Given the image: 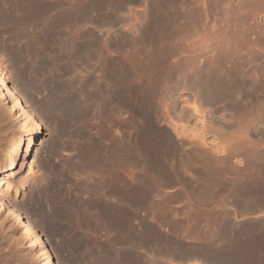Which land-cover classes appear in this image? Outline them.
Returning a JSON list of instances; mask_svg holds the SVG:
<instances>
[{
	"label": "bare ground",
	"instance_id": "bare-ground-1",
	"mask_svg": "<svg viewBox=\"0 0 264 264\" xmlns=\"http://www.w3.org/2000/svg\"><path fill=\"white\" fill-rule=\"evenodd\" d=\"M80 1L81 2L75 0H0V29H3V31L5 30V33L8 31L9 33H7L13 36L11 37L12 39L9 37L11 41L21 42L26 40L30 42L29 45L31 46H33L34 41L36 42L37 40L36 35L38 36L40 33L45 35L48 40L51 38H55L56 40L57 38V41H59L58 50L57 47L54 46L58 52L55 54L52 53V55L49 54L51 51L48 53L45 50L48 54L42 51L41 53H46L45 55H48V58L45 59V56L36 55L37 53L35 54V51L33 53L35 54V57H43L44 60L33 61V63L31 62L32 64H28L29 66L24 64L25 66L22 67L23 69L21 71L28 75L31 73L30 75H32V84L34 87L37 83V80L35 81V77L37 74H40L39 72L43 69V67L46 68L49 76H54L52 77L54 78V82L50 84V97L47 104V112L49 116L51 115V117L56 119L62 128L66 130V132H64L68 134L67 136L70 140V146L75 147V149L73 153H71L73 155H70L71 157L68 159L69 161L62 163L60 167H58V165L57 169L54 167L56 169V174L54 177L55 179L53 178L54 186H52V194L54 196H58L61 192L65 191L64 189L67 187V183L69 184V182L70 185L74 187L73 189H76L75 195L73 194L75 198L71 199L69 195L70 200L67 198L64 203L65 205L63 204L64 206H62L61 216L66 222L64 223L63 221L62 223L68 226L73 223V226L76 228V231L78 232L77 234H79V238L77 240L80 242L79 244L82 252L88 254L96 248L99 249L101 247L103 249V253H100L98 256L96 264H158V257L161 252L159 251V245L162 238H165L161 235L166 233L163 234V232H161L162 234H160V232H158V229L161 227L157 228L156 226H164L165 224H159V222H161L160 220H158L159 222L157 223V211L160 208L159 206H162L164 209L163 211L167 214L169 212H166V208L168 207L167 205H169L171 201L173 204L174 199L171 200L170 198L169 201L168 199L172 194L166 198V194H164V196L159 192L163 195L161 196L157 190H159L158 187L161 185L162 188H160L163 189V187H166V184L169 186L168 183L171 185L172 182H175L176 180L174 178L177 177L176 174H179L183 168L180 163L181 166L179 169H181L179 171V169H177L176 161L172 160L174 161V164L171 162V159L173 158L176 160L177 153L180 150L179 143H177L179 140H176V142L174 140L175 138L173 139V134L175 132L173 130L174 133H172V128L170 129V122L168 125L169 127H166L170 130H162L163 127L160 129L158 125V117L161 113L158 115V112H160L161 109L163 110L164 106L166 112H170L173 109L175 110V101L179 100L172 97L173 91L176 92V90H182L183 92L185 91L189 93L193 99V102H186L187 104L185 105L186 108L188 107V109L190 108L192 110V113L188 115V119L192 118L193 114H200L202 111L200 108L203 107L202 105L204 104L207 106V109H209L208 111L210 116L206 109V113L208 115L207 118H210L206 119L207 121L209 120V125H206L208 123L204 124L208 127L207 133L211 132L217 134L224 143L220 145V143L217 142L219 146L223 147V155L222 158L219 157V159H222L220 160L221 165L218 164V166L217 163L219 162L217 161L215 165L222 168L224 171L223 175L231 179L230 183L226 180V182H228L226 190L228 193H235L237 204H239L238 206L242 209V217L244 218L243 221L231 223L227 218L226 223H222L225 226L223 227L222 225L220 229L218 222L221 221H217L216 219V224H213V228L215 226L216 227L215 229L212 228V231H215L217 228V231L221 232L220 238H225L226 242L227 240L233 241L231 246L234 248H230L234 249L235 252L226 254L224 257L225 262L234 264H264V221H260L258 220V217H255L259 215L257 213V215L255 214L254 216L255 218L253 216L249 217L252 215L254 210L264 207V0H211L210 2H213L215 8L216 5L219 4V7L222 6L224 9V12H222L223 10L221 11V23H219L220 21L218 22L221 25L218 24L219 26L217 23H212V20H210L211 23L207 24L209 21L208 17L211 16H208V14L214 10L210 7L212 5H209L212 9H210L211 11L209 10L210 12L207 8H205V5L208 7V3L210 4V2L206 4L207 1L198 0L199 3L202 2L200 3V5H202V9L198 10V8H196L197 6L194 5L197 11H189L188 8V10L184 12V8L183 11L182 8H178L181 9V11L178 10V13L180 11L179 17L180 15L182 17V20L180 18L179 19L181 21L184 20V22L187 23L186 26L183 25L186 29L185 35L181 33L183 36L181 35L179 37L184 39V36L187 38V36L192 35L191 38H189L190 36L188 37V42L189 39L196 37L198 39L199 37L200 39L196 41H204V48L202 45V48L200 49L199 47L198 50L202 51V49H205L203 51L205 52L206 57L204 59L200 58L201 52L198 56L194 55L195 50L198 54L199 51L197 48L192 47V45H195L197 42L192 44L194 41H191L192 45L190 43H186L190 54L187 52L185 53V50L181 49L182 53L184 52L186 55L183 53L184 55L182 56L184 57L180 61L177 59L180 56H176L177 62L172 59V62L174 61V63H172L171 60V63H168L167 60L169 61L170 58H167L168 56L180 52V48H182L181 44L183 42L181 43V41V44H178L179 41L176 43L177 45L173 44L175 43L173 40L178 35L179 31L177 32V35H175L176 33L174 34V32L180 24L176 30L172 29L174 27V23H168L172 24L173 27L171 25H166L167 23L165 24V22V25L162 24L161 26L154 24L156 22L147 23L146 26H143L144 28L142 30L140 27H138L139 29L136 28L137 24H132L134 27L131 29L129 28L130 32H128L129 35L126 42L123 41V43H119V38L118 40L116 38L118 36H114L116 41L113 38V42L105 40L104 38L101 40L102 38L99 39L101 36L99 38L98 36L94 37L93 35L91 36L88 34V30V33L85 31L86 25H90L86 24V19L89 15H93V8H95V11L100 13V10L105 8V4L109 1ZM136 1L138 3L139 1H143L145 4V0H114V2L119 5L129 3L132 4L133 9L130 10L132 6L128 5L126 8L127 11L129 9L130 12H125L130 13L134 16V18L136 16L139 17V15L135 16L136 12H132L135 10L133 4H135L134 2ZM150 1L152 2V0ZM161 1L162 0H160V2ZM173 1L174 0L171 2ZM175 1L177 2V0ZM191 1L192 0H188L189 3ZM194 1L195 0L192 2ZM63 3H67L68 5H64ZM189 3L187 4L188 6L186 5L187 7L191 6V3L190 5ZM142 4L143 3H141V5ZM149 4H151L150 8H152L153 4L150 2ZM168 4L164 5H166V7L172 5ZM193 4L194 3H192V6ZM162 5H158L159 7L156 6L158 7V9H156L159 10L161 9L160 7H163V11H165V7ZM176 5L174 4L175 8L179 6ZM196 5H198V3ZM148 6L150 5H147V7ZM172 7H170V9ZM179 7H182V5ZM193 7H190V9ZM171 10L169 13H173ZM216 10L218 11L212 12V15L219 13L220 9ZM141 11H138L137 13H140ZM176 13L177 11L175 14ZM155 15L156 14H154L153 17H157L159 14ZM184 15L187 18L189 17L191 20L188 19L185 21L186 18H183ZM164 16L165 15H163L162 18H164ZM146 17L144 18L145 22ZM162 18L160 17V19ZM121 19H119V23H121ZM141 20L139 24L142 25ZM171 21H174V17ZM192 21H196V24H199V22L202 23L199 24L202 28V36H199L197 32V28L200 27H197V25ZM145 22L143 23L146 24ZM73 26L75 27L71 28ZM182 28L181 31L184 30ZM178 29L180 30V28ZM7 33L6 35L8 37ZM123 34H125V30ZM1 35H3V32ZM179 37L175 40H181ZM38 38L40 37L38 36ZM52 40L49 41L51 42ZM0 41L2 42V40ZM8 41L11 43L10 40ZM169 41H172L173 43L171 44ZM184 41L186 42V39H184ZM45 42L46 41L43 43L42 41L43 44H45ZM47 42L46 44H48ZM50 42L48 45L49 47L51 45ZM168 42L170 45L166 44ZM3 43L5 42L3 41ZM19 44L20 43H18V45ZM4 45L7 44L5 43ZM18 45L16 46L15 43L16 47L14 48L17 49ZM182 45L185 44L183 43ZM187 45L185 47H187ZM189 45H191L192 48ZM196 45H198V43ZM196 45L195 47H197ZM198 46L201 45L199 44ZM34 47H31V49H34ZM185 47L183 46V48ZM1 48H3L2 44ZM4 50L6 53V49ZM8 50H10V48H8ZM0 55H2V53ZM8 55L9 53H7V56ZM49 55L51 56L49 57ZM17 56L16 58L18 59L22 55L18 54ZM56 61L58 62L59 69L55 71L56 67H54V64ZM20 63L18 64L20 65ZM43 63H45V65H43ZM28 67L31 68L28 69ZM46 70L44 69V71ZM17 76H19V74ZM50 78L51 77H49V79ZM9 80L8 74L0 67V100L3 103L8 104L7 108H9L10 111H13V116H15L14 114L16 113L14 112H16L17 109L20 110V114L23 115L22 117H20V115L17 116L22 119V127L27 128V131H24L20 142L15 148L12 159L8 164V168L6 171L0 172V180L14 177L17 173V165L20 161L21 164L25 162L29 163L28 170L24 177L25 181H27L35 174L34 165L29 162V159L33 155V148L37 142H35L36 133L34 134L32 130L38 127V116L28 107L27 101L19 91L20 88L10 84ZM27 84L28 83H26V85ZM22 88H24V86H22ZM132 88L134 90L136 89V91L139 90L140 94H138L140 98L137 96L139 98V103L135 101L138 105L135 104L130 106L131 103H134V100H132L133 102H130V99L132 98L129 96ZM187 93L185 95H187ZM136 95L137 94H135V97ZM188 96L189 95H187V97ZM91 105H94L96 109L92 110ZM130 110L132 112H129ZM181 111L184 115H180L178 113V115H180L179 118L182 117L184 119L187 114L186 112L188 111H186L184 107ZM203 111H205V109ZM162 112L164 113L165 111ZM169 112L167 113L169 114ZM175 114L177 116V113ZM165 115L166 114H164L163 118ZM90 116L94 117V121L92 123H87L86 120ZM176 116L174 117L177 119ZM174 117H172V119H175ZM168 118L169 117L167 116V119ZM216 118L220 121V125L217 123L218 121L216 122ZM167 119H165V121ZM179 120L181 121V118ZM204 122L206 121L203 120V123ZM200 123H202V121ZM177 124L178 123L175 125ZM179 124L178 126H180ZM182 125L180 127H182ZM184 125L186 126L185 123ZM160 126H162L161 123ZM190 128L193 130V127L190 126ZM192 130L190 132V136H192L191 140H193L194 134L197 136L199 134L194 133L191 135V133H193ZM181 131L182 130H180L181 135L178 134L180 136L183 135ZM89 132L93 134L92 137L89 136L90 138L87 137ZM185 133H187V130ZM187 136H185V139ZM174 137L178 138V136L175 135ZM66 144L68 147L69 143ZM212 145L213 144H211V146ZM213 146H215V144ZM216 146L219 147L218 145ZM197 147L199 148V146ZM220 151L222 152L221 149ZM209 152L210 155H212V151ZM209 152L206 151V155ZM215 152L218 151L216 150ZM204 158L207 159V157ZM178 159L182 158L178 157ZM184 160L185 163L183 164H185L184 166L186 167L189 161L187 162L186 160L188 159L186 158ZM197 160L200 161L201 159ZM170 162L171 165H175L176 168L173 166V169H170L172 168ZM212 162L214 163V160H212ZM212 162L210 160V164ZM189 164L194 167L191 163ZM190 166H188V168H190ZM206 169L204 168V171ZM177 170L179 172L176 173ZM185 170L188 171L187 169ZM185 170L182 169L184 172ZM190 173L191 172L187 175L190 176ZM185 175L186 174H184V180H186ZM201 175L197 174V176ZM179 176L181 178V175ZM180 178H177L179 179V182L181 181ZM187 179H189V177ZM190 183L192 185L194 181ZM187 185H189V183ZM199 185H197V188ZM208 185L207 187L203 185L205 188H202V190L205 189L203 192L206 194L212 193L211 190H209ZM181 187L183 188L184 186L181 185ZM186 188L183 189L187 191L188 188ZM212 188L213 187L211 186V189ZM5 190H13V185L11 186L10 183H8ZM193 190H195V188H193ZM198 190L202 191L201 189ZM198 190L195 192H187L196 193ZM176 191L177 190H175V192ZM200 191L198 193H200ZM165 192L166 189L163 193ZM177 192L179 193V191ZM187 192L186 194L188 196L190 193L188 194ZM203 192L200 194L201 196L204 194ZM179 194L182 196L181 193ZM175 195L176 193L174 196ZM197 196H199V194ZM165 199L167 200L165 201ZM187 199L188 197L184 200V202L187 201ZM168 201L169 203L165 204V202ZM171 207L172 206L168 207L169 210ZM0 210L21 221L22 235L27 237L30 243V248H38L41 246L38 231L34 224L18 209L10 206V204L7 205L4 202L1 189ZM221 211L223 212V210ZM160 212L162 211L159 210V217L161 216ZM171 212H174V210ZM225 212H223L224 215ZM185 214L183 213V215ZM171 215H168L170 216L169 218H172V216L175 217V215ZM164 216L166 217V215ZM164 216H161V218H164ZM177 216L178 213L176 214V217ZM259 217L263 218L261 216ZM219 218L221 217L219 216ZM234 218H237V216ZM175 219L176 218L173 220ZM166 220L163 219L165 222ZM170 222L173 224V221ZM169 223L167 222V224ZM172 224L168 227H173ZM60 226L62 228L64 225ZM68 226H64V230H67L69 228ZM165 227L167 228V225ZM101 229H107L106 235H108L109 238L102 239V242L99 240L101 242L98 243L99 246H95L92 243L94 246L90 245L91 247H89L88 244L92 241L90 242L88 237L85 236V232L91 231L92 234L96 232L100 233L99 231ZM172 230L170 231L172 232ZM174 231L176 230L174 229ZM73 233L75 234V231ZM88 234L91 233L89 232ZM212 234L213 237L216 235L215 233ZM97 235L98 237L100 236L99 234ZM92 237L90 236V238ZM93 242L95 243V241ZM161 243L164 244L163 241ZM162 245L161 248H163ZM230 248L227 247V249ZM44 253L46 255V263L43 264H53V255L47 247L45 248ZM161 257L163 258V255Z\"/></svg>",
	"mask_w": 264,
	"mask_h": 264
},
{
	"label": "rangeland",
	"instance_id": "rangeland-1",
	"mask_svg": "<svg viewBox=\"0 0 264 264\" xmlns=\"http://www.w3.org/2000/svg\"><path fill=\"white\" fill-rule=\"evenodd\" d=\"M75 1L81 2L80 0H75ZM108 1L109 2H107L105 4V8H103L102 10H100V13L98 11H95L94 10L95 8H93V15L92 16L89 15V17L86 19V24H90V25H86L85 31L87 32V30H88L89 33L88 32L87 33L89 35H91V36L93 35L94 37L95 36L96 37L98 36V38L101 36L99 39L102 38L101 40H103V38H104L105 40H108L110 42H113L114 39L116 41V38H117V40L119 38L118 42L119 43H123V41L126 42V40L128 38V35H129L128 32H130V29L132 27H134V25H136V24H137V27L136 28L140 27L141 30H142L144 28L143 26L144 25L146 26L147 23H154V22H156L154 24H157V26L158 25L161 26L162 24H164V22H165V24L167 23L166 25H169V26L170 25L172 26V24L174 23L173 24L174 27L173 26H172L173 28L171 27L172 29H175L176 30V28L178 27L179 24L181 25V27L179 25L178 28H180V30L178 28H177L176 31L174 30L175 31L174 34L176 33L175 35H177V32L179 31L178 32V35L176 36L177 38L175 37L174 40H173V41H175V43H173L172 41H169V42H171V44L172 43L173 44H176L179 41L178 42V44H179L180 41H181V43L183 42L185 45H182L183 43L182 44L180 43L181 46H182V48H180V52L175 53L176 55L173 54L174 56L171 55L172 57L171 56H168L167 59L170 58L169 61L167 60L168 63H171L172 62V59L177 62L176 58L178 56H180V57H178L177 59H179V61H180L184 57L182 55H184L186 52L189 53V51H188V45L186 43H188V44L190 43L191 44V41H194V42H192V44L197 42L198 45L200 44L201 46L196 45L197 44L196 43L195 45L197 47H195L194 44H193L194 46L191 44L192 47L197 48V50H198L199 47L201 49L202 48V45H203V48H204V44H203L204 41L203 42H201V40L196 41V40H198L200 38L198 37V39H197V37L195 35H193V36H195L196 38L189 39V42L187 41V39H188L189 36H190L189 38H191L192 35L187 36V38H185V36H184V39H186V42L184 41V39H182V38L179 37L182 34L185 35L186 29H185V27H183V25L186 26L187 23H185L184 20L181 21L182 20L181 19L182 18L181 15L179 17V13H180L181 9H178V8H182V11H183V8H184L185 9L184 12L187 11L188 8H189V11H193V10L194 11H197L196 8H198V10L199 9H202V5H200V3H202V2L199 3L198 0H195L194 2H192L193 1L192 0L190 2L191 3V6H189V7H187L188 6L187 4L189 3L188 0H186L187 2L184 1V0H181V1L180 0H177L178 3L175 0L173 1L175 3L171 2L172 0L171 1L170 0H166V1L165 0H162L161 2H160V0H156V1L152 0V2L150 0H145V4H144L143 1H139V3L136 1V2H134L135 4H133L135 10H133L132 12H134V13L136 12L137 13L138 11H141V9H142V11L140 12L141 15H140V13H137V14L135 13V16L136 15H139V17L136 16L135 18L130 13H127V12H130V11H129V9L127 11V8L126 7H128V5H131L132 6V4L129 3V4L119 5V4L115 3L114 0H108ZM164 1H165V3H164ZM169 1H170L169 4H172V5H170L169 7H166V5H164V4H168ZM205 1H207L206 2V4H207L211 0H209V1L208 0H205ZM149 2L153 4V7L152 8H150L151 7V4H149ZM179 2H180V4H179ZM141 3H143V4L141 5ZM161 3L162 4L164 3V4L162 5ZM176 3L179 6L182 5V7L177 6ZM181 3H183V4H181ZM190 3H189V5H190ZM192 3H194L193 6L195 5L197 7L196 8H195V6L193 7L192 6ZM197 3H198V5H196ZM63 4L64 5L65 4L68 5L67 3H63ZM174 4L177 6V8L174 7ZM147 5H150L148 7L151 10L147 7ZM158 5L159 6L162 5L165 8H169V9H165L164 8L165 11H163V7H160L161 9H159V10L160 11L162 10L161 13H160V11L157 10L158 7H159ZM183 5H185V6L187 5V6L185 7ZM209 5H212L213 6L214 4H213V2L212 3L210 2V4L208 3V7H207V5H205L206 6L205 8H207L208 11L211 8L214 9V10L211 9L212 12H216V11H218L216 9H220L219 10V13H215V15H212V12H210L211 10L209 11L211 14L210 13L208 14V16L211 15L210 16L211 18L208 17V20L209 21L212 20V23L214 22L215 24L217 23V25H218L219 23H221V21H220L221 18L220 17L222 16V12H224V9L222 8V6L219 7V4L216 5V8H215V5L213 7L210 6L211 8L209 7ZM156 6H158V7H156ZM198 6H200L201 8L198 7ZM139 7H140V9H139ZM142 7H145V8H142ZM170 7H172L171 8L172 10L170 9ZM190 7H193V8L190 9ZM132 9H133V6H132V8L130 10H132ZM136 9L137 10L139 9V10L137 11ZM153 9H154V12L155 13L153 12ZM174 9H175V12L177 11L176 14H177V17L178 18L176 17V14L174 12ZM145 10H146V12H145ZM147 10H148V12H147ZM170 10H171V12L173 11V13H169ZM178 10H180L179 13H178ZM125 11H127V12H125ZM151 12H153V13H151ZM165 12H166V14H165ZM117 13H118V16H117ZM157 13L160 15L161 18L163 17V15H165L164 18L160 19L159 15ZM167 13H168L169 16L167 15ZM122 14L123 15L124 14L125 15L128 14L127 15L128 17L125 16V15L123 16ZM154 14H156L158 16L157 17H153ZM170 14H172V15H170ZM121 15H122V19L124 18L123 20L121 19ZM129 15H131V16H129ZM148 15L150 16V19H149V16ZM166 16L169 17V18H167ZM215 16H216V18H215ZM132 17H133V19H132ZM145 17H146V22H145V19H144ZM171 17H172V19H171ZM173 17H174V21H171V20H173ZM212 17H213V19H212ZM136 18H137V20L139 18L144 19V20H141L140 19L142 25L139 24L140 20L137 21ZM156 18H158V19H156ZM175 18H176V23H175ZM183 18L184 19L186 18L185 21L188 20V19H190L189 17L187 18L185 15H184ZM119 19H121L120 20L121 23H119ZM151 19H152V21H151ZM215 19H216V21H215ZM115 21H117L118 23L115 22ZM134 21H137V22H134ZM209 21L207 22V24L208 23H211V21L210 22ZM111 22H113V23H111ZM143 22H145L146 24H144ZM192 22L194 24H196V21H192ZM168 23H172V24H168ZM182 23H184V24H182ZM132 24H134V25H132ZM199 24H202V23L199 22ZM199 24L198 23L196 24L197 27L198 26L200 27ZM175 25H176V27H175ZM219 25H221V24H219ZM127 26H131V27H127ZM74 27L75 26H73L71 28H74ZM115 27H116V29H115ZM123 28H126V29H123ZM181 28L184 29V30H182L183 32L181 31ZM197 29H198L197 30L198 35L199 36H202V30H201L202 28L200 27V28H197ZM1 30L3 32V35L4 34L6 35V33L8 32V31H6V33H5V30L3 31V29H0V35L2 34ZM100 30H102V31H100ZM124 30H125V34H123L124 33ZM199 32H200V34H199ZM39 33H37V34H39ZM121 33H122V36H121ZM179 33H180V35H179ZM118 34H120V35H118ZM3 35H1L0 40H2V42L4 41L8 46L7 45H4L5 43H3V45H2L3 48L0 51V54L2 53V55H0V67L2 69H4L5 72L8 74L9 79H10L9 80V83L12 84L15 87L20 88L19 91L24 96V99L27 101L28 107L32 111H34V113L37 114V116H38V118H37L38 127L34 128V130H32L34 134L36 133L35 134V142L36 141L37 142L35 143L34 148H33V152H32L33 155L29 159V162H31L34 165V169H35L34 176H32L29 180L25 181V178L24 177H25V174H26V172L28 170L29 163H26L25 162V163L21 164V162L19 161V164L17 165V170H16L17 173H16V175L14 177H11V178H6L5 180H0V187H1L0 189H1V194H2V197H3L4 202L7 205L10 204V206H13L14 208L18 209L20 212L23 213V215L25 217H28V219H30L31 222L34 224L35 228L38 231V236H39V240L41 242V246L38 247V248H30V243H29L27 237L24 236V235H22L21 221L17 220L16 218H14L10 214L9 215L8 214H5L4 211L0 210V264H43V263H46V255L44 253V250H45L46 247L48 248V250L53 255V257H52L53 264H96L97 263L98 256L100 255V253L101 254L103 253V249L101 247L99 249L96 248L95 250H93L94 252L91 251L90 253H88L89 256H88V254L83 253L82 252V249H81V246L79 244L80 242H79V240H77L79 238V234H77L78 232L76 231V228L73 226V223L70 225L69 224L70 222H69L68 223L69 226L66 225V224H64L66 222L63 220V218L61 216L62 215L61 214V210L63 208L62 206L65 205L64 203H65L66 199L67 198L69 199V195H70L71 199L72 198H75L74 195L76 193L75 192L76 189H73L74 187L71 186L70 185V182H69V184L67 183V187H66L67 189L65 188L64 189L65 191L61 192L62 194L60 193L58 196H54L52 194V188H53L52 186H54V179H55L54 177H55V174H56L55 173V170L58 167H60V165L62 163L66 162V161H69L68 159H70V157L73 155L71 153H73V151L75 149V147H71L70 146V142H69L70 140L68 139V136H67L68 134L65 133L66 130L64 128H62V126L60 125V123H58V121L56 119H54L53 117H51V115L49 116V114L47 112V104H48V100H49V97H50V84H52L54 82V78H52L54 76L53 75L52 76H49L48 73H47L46 68L43 67V69H41V71L39 72L40 74H37V76L35 77L36 78L35 81L37 80L36 81L37 83H36V85L34 87V85L32 84V81H33L32 75H30L31 73H29V75H28V74H24L23 71H21L23 69L22 67L25 66L24 64H27L26 66H29L30 64L33 63V61H36V60L37 61H40V60H44V58L45 59L48 58V55H45L47 52L49 53L51 51L49 54H52V53L55 54L56 52H58L57 50H58V45H59L58 43H59V41H57L58 40L57 38H56V40H55V38L54 39L51 38L49 40H52L53 39L54 41L52 40L50 42L45 35H42V33H40L38 36L41 39L38 38V36L36 35V39L37 40H36V42L34 41V45L36 47L35 48L34 45L33 46L29 45L30 42H28L26 40L21 41V42H19V41L18 42H14L12 40L13 41L12 42L11 41V39H12L11 37H13V36H11L10 34H8V37L6 35V38H5V35L4 36ZM105 36L108 37V38H106ZM114 36L115 37L118 36V37L115 38ZM3 37H4V39H3ZM178 37L181 40H175V39H178ZM46 39L48 40V42H47ZM8 40H10L11 43ZM42 41H43V43H44V41H46L48 44H46V42H45V44H43ZM7 42H9L11 45L9 43H7ZM49 42L51 44L50 47L48 46L49 45ZM53 42H55V43H53ZM169 42L166 43V44L167 45L168 44L170 45ZM15 43H16V46L18 45V43H20L18 45V48L17 49L14 48V47H16L15 46ZM186 45H187V47H185ZM191 45H189V46L191 47ZM54 46L57 47V50H56V48ZM183 46L185 48H183ZM7 47L10 48V50H8ZM31 47H34L35 50L33 48L31 49ZM48 47L50 48V50H49ZM12 48H14L15 50L12 49ZM186 48H187V50H186ZM4 49H6V53L4 52L5 51ZM181 49L182 50H185V53L183 52L184 54L182 53V50ZM13 50H14V52H13ZM203 50H205V49H202V51L201 50H198L199 51V54H198V52L196 53V50H195L194 55H197L198 56V55H200V52H201V55H203V56L200 55V58L204 59L206 57V54H205V52ZM42 51L43 52H46V53H41ZM34 52H35V54L37 53L36 55H38V56H43V57L45 56V57L44 58L43 57H40V58L38 57L37 58V57H35V54H33ZM7 53H9L8 56H7ZM202 53H204V54H202ZM14 54H15V56H14ZM16 54L17 55L19 54V55H22V56H20L17 59L16 58V56H17ZM50 56L51 55H49V57ZM30 58H32V59H30ZM35 58H37V59H35ZM197 58H199V57H197ZM15 59L17 61H19V62H17ZM20 59H22V60H20ZM170 60H171V62H170ZM174 61L172 63H174ZM18 63H20V65ZM43 65H45V63H43ZM54 67H56L55 68V71L57 69H59V65H58V62L57 61L54 64ZM30 68L28 67V69H30ZM44 69L46 71H44ZM18 74H19V76H17ZM20 74H21V76H20ZM38 75H39V78H38ZM46 75H47V77H46ZM48 76L51 77L52 79L51 78L49 79ZM30 79H31V81H30ZM29 82H31V83H29ZM26 83H28V84L26 85ZM22 86H24V88H22ZM132 90H130L131 94L129 93V96H130V98H132V99H130V102H133L132 100H134V103H131L132 105L130 104V106H133L135 104L138 105V103H139V100L138 99L140 98V96H139V94H140L139 93V90L136 91V89L134 90L133 88H132ZM132 93L137 94L136 97H135V94H132ZM186 93L187 92H185V91L183 92L182 90L181 91L180 90H176V92L173 91L172 97L173 98L174 97L177 98L179 101H175V103H176L175 110L173 109L170 112L167 111V112H169V114L166 112V110L164 108L165 106L163 107V110L161 109L160 112H158V115H160V113H161V115L158 117L159 118L158 119L159 120L158 121V125H159L160 129L163 127L162 130H165L166 131V129L169 127L168 125L171 123L170 124V126H171L170 129L172 128L171 129L172 133L175 132L173 134V139L175 138L174 139L175 141L176 140L177 141L179 140L178 142L177 141L176 142L177 143L180 142V147H179L180 150H183V147L195 146L194 147L195 151H197V152L200 153L197 156L198 157L200 156V157L199 158L198 157L197 158H194L192 161H190L191 160L190 158H186V159H188L186 161L187 162L189 161V163H191V165H193L192 163L197 164V165H195L196 166L195 169H200L199 166L204 167L205 169L207 168L205 171H202L201 172L202 175L200 174L201 175L200 176L201 177L200 179H201L202 182L211 181V182H213L215 184H219V183L225 184V183H228V182L230 183V180L231 179L229 177L227 178L225 175H223L224 174L223 169L217 167V165L220 164V162H221L220 160H222L221 158H222V155H223V149H222L223 147L219 146L218 143H220V145L224 144L223 143V140H221L219 137H217V135H215L214 133H211L213 135H208L207 132L204 131V128L209 125V122H208L209 120L208 121L206 120V119H210V118H207V116H208L207 113L209 114V111H208L209 109H207V106H205V104L203 103L204 104V105H202L203 107L200 108V110H202L200 112V114H198V115L197 114H195V115L193 114L192 115L193 117L192 118H189V119H191V120H189L188 119V114H191L192 113V110L189 108L191 110L190 111L188 109V107L186 108L185 105L187 103H191L193 101H192V98H191L192 96L189 93H187V95L190 96V97L188 96L189 97L188 98L187 95H185ZM135 101L138 102V103H135ZM91 106H92L91 107L92 110L96 109L94 107V105H91ZM7 107H8V104H5V103H3L0 100V172L1 171H6V169L8 168V164H9V162L12 159V156L14 154L15 148L17 147L18 143L20 142V140H21V138H22V136L24 134V131H27V128L22 127V119H20V117H22L23 114H20V110L17 109L16 112H14V113H16V114H14L15 116H13V111H10V109L7 108ZM183 107H184V109H186V111L189 110L188 112H190V113L186 112L187 114L185 115V118L183 119L182 117H180L181 118V121H180L179 120L180 119L179 116L182 114L181 109ZM202 108H204L205 111H203L204 109H202ZM206 109H207L208 112L206 111ZM162 111H165V112L163 113ZM173 111H174V113H173ZM129 112H132V111L130 110ZM175 113H177V116H176ZM178 113L180 115H178ZM130 114H132V113H130ZM164 114H166L169 118L167 119V116L166 115H165L166 118L165 117L163 118ZM17 115H20V117L17 116ZM173 115L176 116L178 120ZM170 116H171V120H170ZM209 116H210V114H209ZM172 117H174L175 119H172ZM165 119H167V120L165 121ZM185 119H188L189 122H187L188 120H185ZM203 120H205L206 122L203 123ZM93 121H94V117L93 116H90L86 120L87 123H92ZM172 121H173V124H172ZM201 121H202V123H200ZM174 122H175V124L176 123L179 124L181 122L179 125L181 126L182 123H183V125H182V127H180V126H178V124L175 125ZM216 122L219 124L220 121L216 118ZM160 123H161L162 126H160ZM184 123L186 124V126L184 125ZM192 123H194V124H192ZM205 123H208V124H206L207 126L204 125ZM187 125H189V126H187ZM190 125H193V126H191V127H193V130H192V128H190ZM203 126H204V128H203ZM188 127H189L190 130L188 129ZM170 129H167V130H170ZM173 130H174V132H173ZM180 130H182V131L184 130L183 132L181 131V133H183L182 136H180L181 135L180 134ZM186 130H187V133H185ZM191 130L193 132V133H191V135H193L194 133H197V134L199 133L198 136L196 134H194L193 140H191L192 139V136H190ZM197 131H199V132H197ZM178 134H180V135H178ZM174 135L175 136H178V138L177 137H174ZM184 135L185 136L189 135L187 137H189L190 139L187 138V137L185 139V136ZM199 135H201V136H199ZM89 136L92 137L93 134L91 132H89L87 134V137L90 138ZM213 138H214V140H213ZM67 139H68V142H67ZM199 139L201 140V142H200ZM213 141L214 142L217 141L218 143L217 142L214 143ZM209 142H211V143H209ZM66 143H69V146L68 147L66 146L67 145ZM206 143H207L208 146L206 145ZM211 144H213V145L215 144V146L218 145L220 148L217 147V146L215 147L213 145L211 146ZM197 146H199V148L200 147L201 148L199 149ZM207 148H209V149H207ZM184 149H185V151L192 150V148H188V149L184 148ZM220 149L222 150V152L220 151ZM204 150H206L207 152L212 151L211 152L212 155H210V152L208 153L209 155L208 154L206 155V151H204ZM216 150L218 152H215ZM201 152H202V154H201ZM176 157H177L176 160H175V158H173V159H171V162H172V164H174V161H176L177 164L176 163L175 164L177 165V168H179L181 166V164H182V166H183L184 169L186 167L190 166V164L189 163L187 164V162H186V164L188 166L187 165H186V167L184 166L185 164H183V163H185V160H184L185 158L178 159V157H180L179 155H177ZM204 157H207V159H205ZM219 157H221V158L219 159ZM177 159H178V161H177ZM197 159H201V160L199 161ZM218 159H219V161H218ZM172 160H174V161H172ZM210 160H211V162H212V160H214V163L212 162L210 164ZM196 161H198V162H196ZM216 161L219 162V163H217V165H215L216 164ZM171 162H170V165H171ZM199 164H202V165H199ZM173 166L175 167V165H173ZM173 166L170 169H173ZM213 166H215V167H213ZM206 171H207L208 174L206 173ZM190 172H191V175L192 176H195L194 175V173H196L195 170H191ZM176 173H177V171H176ZM209 173H210V175H209ZM176 176H177V174H176ZM226 180L228 182H226ZM176 182L177 181L172 182L173 184L175 183L174 184L175 186L172 183H171V185H170V183H168L169 186H167V184H166V187L167 188L166 187L165 188L163 187L164 190L166 189V192L165 193H163L164 190L161 189L162 188V185H161L160 186L161 188L158 187L159 188V190H157L158 193L160 192L163 195L164 194L167 195L169 193L168 190H170V189L172 190V189H174L176 187V184L178 183V182L177 183ZM8 183H10L11 186L13 185V190H10V191H6L5 190L6 185ZM179 184H180V182L177 185H179ZM163 186H165V185H163ZM48 190L49 191L51 190L50 193H49ZM161 190H162V192H161ZM63 193H64V195H63ZM162 194H160V195L163 196ZM255 213H256V211H253L252 212V214H255ZM63 221H64V223H62ZM60 225H62V226L63 225L64 226H68L69 228L67 230H64V228H63L64 226L61 228ZM56 228H57V230H56ZM58 229H60V230H58ZM74 231H75V234L73 233ZM89 232L91 234H88ZM89 232L88 231L85 232V236L88 237V239H89L90 242L92 241L91 243L88 244L89 247L94 246V245L95 246H97V245L99 246L98 243H101L102 242V239H108L109 238V236L106 235L107 234V229L106 230L105 229H101L99 231L100 233H97L96 232L97 234L100 235L99 237H98V235L96 233L92 234L91 231H89ZM95 234L97 235L98 238L96 237ZM102 234H103V236H102ZM108 234H109V232H108ZM104 235H106L107 238ZM90 236L91 237L93 236V237L90 238ZM93 241H95V243ZM92 243L94 245H92ZM87 260H88V262H87Z\"/></svg>",
	"mask_w": 264,
	"mask_h": 264
},
{
	"label": "flooded vegetation",
	"instance_id": "flooded-vegetation-1",
	"mask_svg": "<svg viewBox=\"0 0 264 264\" xmlns=\"http://www.w3.org/2000/svg\"><path fill=\"white\" fill-rule=\"evenodd\" d=\"M1 44L3 45V42L0 43V51L2 50ZM188 115H190V114H188ZM192 124H194V123H192ZM190 126H193V125H190ZM207 129L208 128H204V131L208 132ZM207 134L212 135L211 132H209ZM215 135H217V134H215ZM217 137H218V135H217ZM179 146H180V142H179ZM184 148H186V149L192 148V150H189L187 152H185V149L183 151L180 150L177 153V155L179 154V156L181 158H183V157L188 158V156L190 155L189 158L194 159L195 157L197 158L198 157L197 155L200 154L199 152L195 151L194 146H187ZM195 154H197V155H195ZM193 165H194V167L190 166V168H188V167L185 168L188 171H186L184 168H182L183 170H185L186 173L184 171H182L181 168L180 169L182 172L180 171L179 168H177V169H179L180 173L179 174L177 173L178 175L174 179L177 182H179V179H177V178L178 177L180 178L179 175H181L180 180L182 182L180 181V184L177 185L174 189L168 190L169 193L166 195V198H168V196L172 194L168 200L170 201V198H171V200H173V199L175 200V201L173 200V202H174L173 204H172V201H171V203H169V201L165 202V204L169 203V205L172 206L169 210L168 207H170V206L167 205L168 206L167 207L165 205L167 207V208L164 207V208H166V212L167 211H169V212L166 214L163 211L164 209L162 206H159L160 208L158 207L159 210L162 211V212H160L161 216L166 215L167 220L169 219L167 221L165 216H164V218L163 217L161 218V216L159 217V215H160L159 210L157 211L158 217L160 218L159 219L156 216L157 217V223L159 222L158 220H160L161 222H159V224H165L163 226V225H158L156 223L159 226V227L156 226L157 228L161 227L160 229H158V232H160V234H162L161 232H163V234L166 233L164 235H161V236H164L165 238L164 239L162 238V241L164 242V244L161 243L162 242L161 241L160 245H159L160 249H161V250L159 249V251H161V252H160V256L158 257V259H159L158 264H167V263H169V264H234V263H226L225 258H224L226 256V254H229V253L231 254V253L235 252L234 249L230 248V247H233V246H231L233 241L226 239L227 240V242H226L225 238H220L221 232H218L217 228L215 231H212V230L215 229V227H216L214 225L215 227L213 228V224L215 222L221 221V222H218L220 225L219 226V229H220L221 226L226 223L227 218H228V221H230L231 223L243 221L244 218L242 217V209L238 206L239 204H237V198H236L235 193H232V192L228 193L227 192V190H226L227 183L215 184V183L209 182V181L206 183L200 181V176H197V174L198 175L201 174V171H204V167L200 166L199 167L200 169H198V171H197V169H194V168H196V166H195L196 164H193ZM191 169L197 171L196 173H194L195 176H197V177L193 176L194 177L193 178L191 173H190V176L192 178L190 176H188ZM179 171L177 170V172H179ZM198 172H200V173H198ZM182 173H183V177H182ZM184 174H186L185 175L186 180H184ZM188 177H189V179L190 178L191 179L190 180L187 179ZM193 179H196V180H193ZM192 180L194 181V183L191 185L190 182H193ZM198 180H199V182H198ZM195 181L198 184H196ZM187 182L189 183L190 187H189V185H187L188 184ZM199 183H200V185H199ZM185 184H186V186H185ZM206 184L207 185L209 184L208 188H209V190H211L212 193L206 194L205 192H203V190H205V189L202 190V188L207 187ZM181 185L184 186L183 188L189 187L191 189L190 190L188 188L189 189L188 190L186 188L187 191H192V192L194 191L195 192L198 189H201L202 191L198 190L196 193H192V192L190 193L189 192L190 193L189 194L187 191H185V189H183L181 187ZM197 185H199L198 188H197ZM201 185H202V187H201ZM192 186H193V188H195V190H193ZM194 186H196V187H194ZM211 186L213 187L212 189H211ZM199 187H201V188H199ZM180 189H181V192H180ZM213 189H217V190H213ZM175 190L179 191V193H181L182 196H180V194L177 191L175 192ZM199 191H200V193H198ZM186 192L189 194L188 196H187ZM202 192L206 196L204 194L201 196L200 194ZM173 193L174 194L176 193V195L174 196ZM185 194L188 197V199H187V201L184 202V200H186V198H187L185 196ZM198 194H199V196H197ZM183 195L185 198L183 197ZM166 200L167 199H165V201ZM177 202H178V204H177ZM184 203H186V204H184ZM174 207L176 208V210ZM172 208H174V209H172ZM173 210H174V212H171ZM221 210H223V212L226 211L225 215ZM175 211L178 213L177 217H176L177 213ZM254 211H256V213L259 215H257L255 213L257 216H255V214H252L249 217L255 216L256 218L257 217L259 218L258 220L264 221V207L260 208V209H256ZM218 212H220L221 214ZM157 213H156V215H157ZM171 213H172V215H175V217L172 216ZM173 213H176V214H173ZM183 213L184 214L186 213V214L183 215ZM168 215H171L173 219L174 218H176V219L173 220L172 218H169L170 216H168ZM216 215L218 218L216 217ZM233 215H234V217L237 216V218H234ZM219 216L221 218H219ZM259 216H261L263 218H260ZM239 218H241V219H239ZM163 219H165L166 222L163 221ZM216 219H217V221H216ZM170 221H173V224ZM167 222L168 223L170 222V223L167 224ZM170 224H172V226L174 228L168 227ZM166 225H167V228L165 227ZM224 226L225 225H223V227ZM174 229L176 231H174ZM170 230H172V232ZM212 233H215L216 235H214V237H213ZM226 243L227 244L229 243L230 245L229 244L227 245ZM161 245L163 246V248H161ZM227 247H229L230 249H227ZM230 250H232L233 252ZM162 255H163V258L161 257Z\"/></svg>",
	"mask_w": 264,
	"mask_h": 264
}]
</instances>
